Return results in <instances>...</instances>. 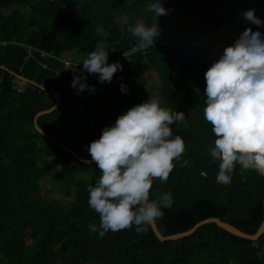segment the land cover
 <instances>
[{
  "label": "trees",
  "instance_id": "trees-1",
  "mask_svg": "<svg viewBox=\"0 0 264 264\" xmlns=\"http://www.w3.org/2000/svg\"><path fill=\"white\" fill-rule=\"evenodd\" d=\"M150 2L155 0H0V40L9 42L0 46V65L36 83L28 82L18 92L9 72L0 69L5 72L0 81V264H264V234L252 241L216 223L165 241L151 226L139 234L135 226L108 231L103 237L90 232L88 225L98 226L99 215L89 207L87 188L95 185L100 170L95 163L74 159L34 127L35 115L55 103L54 96L39 85L60 92L58 108L40 116L38 124L91 158L71 141L84 140L88 146L120 114L151 96L167 109L183 111L186 121V126L183 122L170 126L174 135L183 138L184 153L174 161L167 181L155 178L150 189V199L172 194V207L163 209V217L156 220L161 233L188 230L211 216L248 233L257 230L264 214V176L246 174L237 164L230 184L216 183L218 167L209 155L214 136L203 118L204 73L214 62H207L205 55L222 54L242 30L189 46V55L168 47L135 54L111 83H99L96 75H89L88 85L95 86L91 93L77 94L70 87L71 69L78 73L81 67L66 66L38 51L28 57L27 45L60 57L87 58L101 43L109 50L110 61L138 42L128 28L157 22L145 10ZM164 6L171 11L159 18V37L195 40L232 23L243 11L253 13L264 6V0H167ZM253 15L264 21V11ZM247 30L264 34V27L256 25H248ZM121 83L127 93L120 90ZM67 130L69 140L61 139L60 132ZM41 158L47 161L41 163ZM52 190L71 200L52 199Z\"/></svg>",
  "mask_w": 264,
  "mask_h": 264
},
{
  "label": "clouds",
  "instance_id": "clouds-1",
  "mask_svg": "<svg viewBox=\"0 0 264 264\" xmlns=\"http://www.w3.org/2000/svg\"><path fill=\"white\" fill-rule=\"evenodd\" d=\"M167 0H155L146 11L157 21L150 25L137 23L128 31L138 39V48L155 45L161 35L159 18L171 9ZM240 19L247 25L264 27V21L243 11ZM109 50L97 43L74 73L70 87L77 94L90 93L95 86L88 85L89 75H96L99 83H111L114 74L122 70L119 61L108 63ZM128 57L126 52H123ZM65 69V70H67ZM205 96L203 118L211 125L214 136L209 152L217 164L214 180L218 184L231 183L236 165L252 169L264 176V34L259 30H244L237 39L224 47L219 59L204 73ZM120 90L127 93L123 83ZM183 122V111H172L161 106L151 96L120 114L114 122L102 129L87 151L100 170L95 185H89L88 204L99 215V225H88L90 232L103 237L108 231H119L135 226L139 234L146 232L164 215L163 209L173 204L170 192L150 199L153 179L167 181L185 151L180 135L170 127ZM187 164V161H183Z\"/></svg>",
  "mask_w": 264,
  "mask_h": 264
},
{
  "label": "built area",
  "instance_id": "built-area-1",
  "mask_svg": "<svg viewBox=\"0 0 264 264\" xmlns=\"http://www.w3.org/2000/svg\"><path fill=\"white\" fill-rule=\"evenodd\" d=\"M261 11H264V6L263 7H256L255 11L252 13H259ZM123 22H126L124 20ZM247 24H245L241 19L240 16H238L232 23L230 24H222L218 27V29L215 32L207 34L205 37L199 38V39H183L179 40L177 38H162V37H157L155 39V45L146 49H139L138 48V42L132 43L126 50L122 51L120 54H117L112 60L108 61V63H112L115 61H119L121 64H124L125 62H129L132 59V56L135 54H141V55H146L148 54L154 47H168L173 49L175 52L178 51L179 48H181V53L185 55H189V51L186 49L189 46H195L198 44L203 43L207 39H212L216 34L224 33L226 31L232 30V31H237V30H247ZM9 42L0 40V46H5ZM27 50H28V57L32 56L34 51H38L41 56H48L53 59L59 60L63 62L66 66H74V67H82V64L78 65L79 63H82L83 60L86 58V56L81 55V56H66V57H60L57 56L54 52L52 51H45L42 49L35 48L33 46L27 45ZM113 53L114 50L112 51ZM123 52H126L128 54V57H125L123 55ZM84 57V58H82ZM43 67H46V64L43 65ZM5 75V72L0 73V81L3 79ZM9 77L11 78V83L14 89L18 92H23L28 85V82L20 79L16 75L12 74L9 72ZM201 174L203 176H206V172L202 171ZM62 264V263H58Z\"/></svg>",
  "mask_w": 264,
  "mask_h": 264
},
{
  "label": "water",
  "instance_id": "water-1",
  "mask_svg": "<svg viewBox=\"0 0 264 264\" xmlns=\"http://www.w3.org/2000/svg\"><path fill=\"white\" fill-rule=\"evenodd\" d=\"M0 69H4L14 75H16L17 77H19L20 79L32 83V84H36L34 81H30L28 78H26L25 76L21 75V74H17L14 73L13 71H10L6 66L4 65H0ZM40 88H42L43 90H46L48 92H50L54 98H55V103L44 110L39 111L35 117H34V127L35 129L40 132L44 137H46L48 140H53L56 143H58L64 150H66L74 159L80 160L82 162L85 163H95L91 160V158H85L83 156H81L76 150L71 149L69 146H67L66 144H64L62 141H60L59 139H56L52 136H50L49 134H47L38 124V118L44 114L47 113H51L54 110H56L61 102V94L58 91L55 90H50L47 89L46 87H44L43 85H39ZM263 212H264V194H263ZM209 223H216L220 228L224 229L225 231L238 236L240 238H244V239H248V240H252V241H257L259 239V237L261 235L264 234V214H263V221L261 222V224L259 225V227L257 228V230L254 233H248L246 231H243L241 229H239L238 227H236L235 225L226 222L222 219H220L219 217H215V216H211L205 219L200 220L199 222L195 223L191 228H189L188 230L185 231H181V232H176V233H172V234H168V235H164L161 233V231L159 230L156 221L151 225L152 230L154 231L155 235L157 236V238L161 241H165V240H177L186 236H190L193 233H195L201 226L205 225V224H209Z\"/></svg>",
  "mask_w": 264,
  "mask_h": 264
},
{
  "label": "rangeland",
  "instance_id": "rangeland-1",
  "mask_svg": "<svg viewBox=\"0 0 264 264\" xmlns=\"http://www.w3.org/2000/svg\"><path fill=\"white\" fill-rule=\"evenodd\" d=\"M24 12L26 13V10ZM220 55H221V53L219 51H213V52H210V53L206 54L205 58H206L207 62H212V61H215V60L219 59ZM82 58H84V57H82ZM67 134H68V130L64 131V132H60L59 136L61 137V139L66 140L67 139ZM67 140H69V139H67ZM43 141L44 140H38L37 142L41 143ZM71 143L73 145H75V146H78V145L82 146V148H83L82 153L87 151V145H86V142L84 140H80L78 142L71 141ZM41 159H42L40 161L41 163H45L47 161V160H45L43 158H41ZM256 173L257 172L252 170V169H246V174L254 175ZM50 197L52 199L58 200L60 202H65V203H68L71 200L70 197H65L60 192H56L54 190L51 191ZM262 253L264 255V248L262 249Z\"/></svg>",
  "mask_w": 264,
  "mask_h": 264
}]
</instances>
